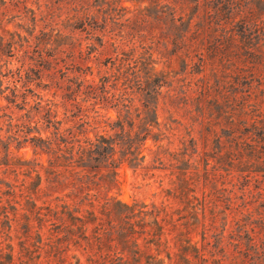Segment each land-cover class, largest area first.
<instances>
[{
	"label": "trees",
	"instance_id": "16d2710c",
	"mask_svg": "<svg viewBox=\"0 0 264 264\" xmlns=\"http://www.w3.org/2000/svg\"><path fill=\"white\" fill-rule=\"evenodd\" d=\"M142 1L161 13L169 6ZM173 2L168 29L175 57L167 58V71L150 80L147 94H158L161 82H174L175 60L183 61V71L195 68L202 77L195 83L201 126L194 144L212 135L216 163L208 169L206 162L202 171L181 167L173 162L176 154L168 153L172 158L166 161V151L158 149L170 186L161 189L166 202L147 208L108 196L117 184L109 139L87 151L75 152L74 145L58 149L41 166L43 181L50 192L68 190L63 193L68 200L37 205L42 181L37 172V182L29 187L37 199L29 197L26 208L10 206V212L1 207L0 264H264V208H250L264 191V0ZM149 57L155 63L152 53ZM182 99L189 102L187 90ZM175 102L168 99L170 110ZM150 132L126 143L123 161L136 165ZM100 157L109 160L106 173L98 165ZM220 171L245 173L240 195L223 186ZM258 204L264 207V200Z\"/></svg>",
	"mask_w": 264,
	"mask_h": 264
},
{
	"label": "rangeland",
	"instance_id": "374dc122",
	"mask_svg": "<svg viewBox=\"0 0 264 264\" xmlns=\"http://www.w3.org/2000/svg\"><path fill=\"white\" fill-rule=\"evenodd\" d=\"M168 8L161 13L142 0H0V212L1 207L9 212L10 206L26 208L27 199H37L29 190L37 172L42 175L37 205L67 201L68 190L50 192L41 166L58 149L72 145L75 152L87 151L109 139L117 184L108 196L147 208L166 202L161 189L170 186L158 149L166 151V161L176 154L173 162L181 167L202 171L206 162L208 169L216 163L212 135L206 143L194 144L201 126L194 99L201 74L193 67L183 71V61L175 60L170 72L174 82H161L158 94H147L153 88L150 80L167 71V58L175 57ZM170 97L176 99L172 110ZM148 128L136 165L123 161L126 143L143 137ZM107 161L98 160L103 173L110 169ZM220 174L223 186L240 195L245 173ZM263 200L264 191L250 208L263 210L258 204ZM193 240L199 236L193 234Z\"/></svg>",
	"mask_w": 264,
	"mask_h": 264
}]
</instances>
